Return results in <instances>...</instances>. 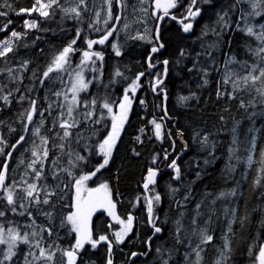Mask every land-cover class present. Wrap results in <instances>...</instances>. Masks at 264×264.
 <instances>
[{"label":"trees","instance_id":"trees-1","mask_svg":"<svg viewBox=\"0 0 264 264\" xmlns=\"http://www.w3.org/2000/svg\"><path fill=\"white\" fill-rule=\"evenodd\" d=\"M75 1L79 2V0ZM7 2L12 8H0V11L8 12L7 17H0V23H3L6 19H10L12 23L9 25L8 31L0 32V41L9 38L12 30L17 32L27 31L25 38L13 41L14 46H16L15 54H9V57L0 60V69L6 70L8 68H14L16 71L13 75L18 77L13 82L6 73L0 75V87L4 89L0 95L7 94L9 90L13 91V96L9 97L12 101L10 106H6L3 101H0V139H3L8 145H11L19 139L20 135H25V143L16 151L9 172V176L14 175L15 172L18 178L13 179L19 181L21 177L28 179L31 175V170L27 169V165L33 159L31 156L32 141L35 140L37 145L40 143L39 137H34L31 134V129L36 126L37 122L27 125L29 131H24L27 121L21 116V113L28 108L27 98L38 100V108L44 110L51 103L50 100L54 96L53 93L58 91L57 89L61 86L58 81L52 82L51 80H46L45 85L41 86L37 77L33 75V72L35 71L39 75L46 70L53 56L61 51L64 46L68 45L75 37L81 23L80 21L78 23H75V21L73 23L70 22L59 9H55V15L47 19L39 17L38 13H32L31 16H28L26 13L16 15L15 12L21 8H31L34 0H7ZM60 2L64 7L70 3L69 0H60ZM232 2L233 0H213L207 6L200 0L199 6L203 8V13L201 18L195 20V26L189 34H185L181 29L174 27V22L169 20L164 21L165 25H168V23L172 25L167 33H162V41L165 44V52L162 53V56L166 57L170 64L168 77L169 100L167 107L169 116L178 120L177 128L173 126V121L167 119L166 127L170 129L171 133L169 134L171 136H164L163 134L162 140L156 139L154 135L155 129L151 125V119L154 117L153 112H157L160 116H165L163 112V101L154 95L160 106H153L150 98L148 103L149 110L146 111L141 107L140 103L146 97L144 94H140L134 104L131 118L122 130L109 164L102 168L90 180L92 187H98L101 183L108 185L115 202L119 206L121 216L127 218L131 214L146 222V225L141 226V229L136 228L134 230L133 235L122 247L128 251L129 257L133 252H144L146 250L144 249L146 248V241L152 232L147 222V212L145 201L143 200V197L146 195L143 189V182L147 170L149 168H157L164 171L170 162L180 155L183 151V146L178 140L179 131L184 133L189 150L177 163L181 169L180 179L174 178L175 173L173 169L167 170L160 178L159 183L154 186L155 192L161 195V202L158 205H154L155 216L157 214V217H164L167 220L163 221V225H166L163 235L152 242L153 252L151 253V257L154 258L157 254V248H167L168 252L166 253V257L169 259L168 264H184L186 261L185 253L189 252L190 249L186 245L187 241L183 244L176 242L177 226L175 222L177 219H181L180 213L182 212L185 216L186 214H190L189 217H191L196 205L203 200L205 194L207 192L218 193L221 190L222 184L223 188L237 186L240 189V183H237V180L242 181L243 194L238 197V200L235 199V203L236 200L238 201L235 205V212L237 214L235 215L237 217L236 237L233 239L231 251L228 253L229 263L227 264H251V258H253L256 246L264 241V226H262V220L264 221V196L261 194L264 193V188L254 187L255 179L260 175L258 171L259 165L255 161L258 159L260 148H264V118H261L257 123L259 132L256 134V151L253 153L254 163L252 167H249L245 163L244 165L241 164L238 167V175L235 178H228L225 175L226 159L229 153V146L232 144L231 136H233L232 131L230 133L229 131L235 125L239 126L240 130L239 132L237 131L236 144L238 145L237 151L240 153L242 147H245L248 139L253 135L252 133L249 134L250 123L247 118L248 110L245 111V109L239 106L240 99L243 98L247 102L249 96L246 92H241L237 93V99H228L227 96L217 98V82L221 79L222 72L224 71V61L227 59L226 53L234 55L237 61H251V57L246 52V49L244 50L245 42L250 41L255 46V41L239 31L233 32L230 29L223 37V41L225 42L221 43L219 50H212L211 58L207 55L196 57L197 54H195L205 52L208 44L215 42L216 37L210 30L206 36H202V31L205 30L206 25L208 29L216 27L218 30L216 24L218 20L217 14H222L223 11L229 10ZM187 3L188 0H183L184 5H187ZM238 7L244 8L246 11L248 10L247 5H240ZM182 12L183 7L177 10L178 16ZM238 17L239 11L235 15H232V21L235 22ZM26 19H36L39 22L40 28L47 29V31L26 30L24 28V20ZM56 26L61 29L55 30ZM233 27H235V24H233ZM229 39H231L230 47L226 43ZM23 45H27V47ZM182 48L187 51L186 57L179 56V51ZM145 51L141 46L132 47L129 51L126 50L121 62L128 64L127 66L125 63L122 64L123 70L132 75L134 72H141L142 70L139 68H147ZM212 58L215 60L214 64L210 63V59ZM178 59L181 65L177 63ZM23 61L29 62L26 70L20 67ZM113 62L110 67L113 65ZM193 64H196V68L189 71L188 69L192 68ZM204 67L208 68V75L206 77L201 71ZM216 68H219V71H216ZM107 76H109L108 71ZM126 78L123 77V82L119 84L122 85L118 91V94H121V98L124 95L123 89L131 83V77ZM205 79L208 81L207 84H204ZM112 86H102L99 89L95 88L89 95L85 93L82 96V100L88 102L94 98L97 100L95 109L97 115L93 116L91 120H86L83 113L88 109L81 107L76 117L80 123L76 128L71 129L73 136L70 139L61 140L56 135L57 132L62 134L63 131L57 123L56 127L53 128L52 119L54 116L57 117V110H51V115L46 111L44 126L40 130V135L46 136L49 139L47 145L50 149L49 157L44 162L45 176L49 180L46 183L53 186L58 184V181H62L69 187L68 190L66 189V191L58 195L62 196L63 199L53 197L55 207L57 208H60L58 207L59 205L69 204V200L72 199L71 178L67 176L66 172L61 171V169H71L69 160L75 161L76 155L79 154L87 157L91 161L90 164L82 162L80 168L72 169L76 174H79L81 171L90 172L94 170L93 165L102 162L103 158L95 154L96 145L100 142L104 134L109 131L110 120L105 119L100 124H95L93 121L103 111L100 108L103 98L112 101ZM228 87L230 90V85ZM16 88H19L20 91L16 92ZM22 94L25 95L26 99L23 102H18L17 98ZM180 97H188L189 99L182 102ZM144 128L146 137L144 141L139 143L136 136ZM193 132H199L203 136L208 135L210 141L209 146L203 148L199 140L194 141L192 138ZM94 134L98 138L90 136ZM149 138L151 139L149 140ZM211 142H215V147H212ZM60 144L64 145L63 150L57 147ZM5 150L9 151L10 148H6ZM133 150L139 153V155H135ZM165 151L169 153L167 160L164 159ZM244 153L247 155V152ZM57 158L59 159L57 160ZM3 159L4 157L0 156V161H3ZM17 159L22 160L20 166L16 165ZM154 159L156 161L155 163H153ZM206 160L209 163H205ZM53 161H56V163L53 164ZM26 171L29 173V176H25ZM54 172L58 173V177L55 180L52 179V173ZM197 172L201 173L200 178H197ZM243 174L244 177H242ZM223 180H226V182L223 183ZM44 182L41 181L40 183ZM169 184H177L179 187L178 198L181 204L184 205L183 207L175 206L174 201L171 200L167 192L168 190H166V186ZM225 184H227V187ZM55 190L59 193L62 190V186H59ZM189 191L191 193L190 198L185 201L183 197ZM2 205L3 202H0V206ZM50 208L51 206H45L46 211ZM31 211L36 221L41 223L39 219L43 217L38 216L35 209H31ZM245 217L244 224L241 226L239 219ZM25 219V217L16 216L11 212H7L4 221L13 220L19 222L25 221ZM110 222L109 218L103 217L102 214L99 215L96 221V235H108L110 233L108 228ZM60 223L61 219L58 218V214H53L52 224H49L46 219L44 225L48 227L54 226V233H58L59 238L57 239V236L54 235L51 239H56L62 247L67 248L71 243H74V233L69 234L68 228L60 227ZM228 224V222L220 223L224 233L229 231ZM206 228H208V224ZM182 232L181 235L184 236ZM209 234L213 235L214 231H210ZM195 239H197L196 236ZM131 241H133L132 244H130ZM216 242H218L217 239ZM251 247L252 249L254 248L252 256L249 255V251L251 250L252 252ZM20 248L22 249L19 251L20 254L18 253L20 255L19 264H23V255L21 253L27 251V246H21ZM206 249L207 258L204 263L212 262L211 258L217 253L218 249L214 247L213 242L207 244ZM89 251L90 249L86 250L87 264H89V261L99 259L100 264H106L107 256L105 250L99 249L94 253H90ZM124 257L125 252L117 253L115 256V264H127L129 258L125 259ZM84 262L82 261L81 264H85ZM145 262L139 257L133 261V264H145Z\"/></svg>","mask_w":264,"mask_h":264},{"label":"snow or ice","instance_id":"snow-or-ice-1","mask_svg":"<svg viewBox=\"0 0 264 264\" xmlns=\"http://www.w3.org/2000/svg\"><path fill=\"white\" fill-rule=\"evenodd\" d=\"M204 4H211L213 0H202ZM108 5L107 17L104 19L103 23L108 25L113 19L116 22L121 20V16L113 12L114 6L124 7L123 0H106ZM149 3V0H140V4L144 5ZM200 0H188L187 5L183 4V0H151V7L153 11L151 16L157 21V27L154 30L152 36L147 37L148 42L152 43L151 48L152 53H157L165 47V44L161 41L159 35V22L163 21L165 17H170L173 20H177L181 25L182 31L184 33H189L192 31L194 26V21L197 17L201 15V8L198 7ZM86 4V0H79L75 6L65 8L60 0H34L33 6L28 9L21 8L15 12L16 15L27 14L31 16L32 13H38L39 17L49 18L55 15V9H59L64 13L65 16H68L71 19H76L80 22L82 21V11L81 8ZM240 5H247L248 10L238 7ZM9 8L12 6L8 4L7 0H0V8ZM183 7V12L178 16L174 14L171 10L179 9ZM15 11V10H13ZM83 11H87L86 7H83ZM139 11L148 13V9L141 7ZM239 11L238 19L233 22L232 15H235ZM231 12V15H230ZM162 13V14H159ZM218 20L216 27L208 29V26H205V30L202 31V36L208 35L209 30L216 37L215 42L208 44L207 49L203 53H197V57L201 55H207L211 58L212 50H219L220 45L223 41V37L231 29L233 32L239 31L243 33L246 37L251 38L255 41V46L250 41L245 42V49L248 55L251 57V61L243 60L237 61L234 55L226 53L227 59L224 61V71L222 72L221 79L217 82V98H223L227 96L228 99H237V93L246 92L249 96L247 102L243 98L240 99V108L247 109L249 107H256L257 104L264 109V0H233L232 4L229 6V10H225L221 13H218ZM8 12L0 11V17H7ZM96 19L94 22L89 23V28L94 31H102L100 28H97L96 25L100 23V13L95 14ZM63 18V17H62ZM260 18V19H257ZM187 21V22H186ZM146 22V21H141ZM12 23L10 19H6L3 23H0V32L8 31L9 25ZM235 24V27H233ZM124 29H127L128 25L125 24ZM24 28L26 30H40L47 31V29H41L39 22L36 19L24 20ZM116 31L115 27L108 28L103 31V34L99 39H88L87 48L88 50L83 51V59L81 64L78 65L79 71L74 72V78L71 81L70 87L67 92L55 91L54 96L58 98L57 101L52 103L57 104L59 109L56 121H54L53 128L58 126L62 129V134L57 132L56 135L61 140L70 139L73 136L71 129L76 128L80 121L76 119L75 113L81 107L88 109L83 113V116L86 120H91L93 116H96L95 111L97 100L94 98L90 102L82 100L80 98V93L87 91L89 87V82H86L83 71L84 66L88 65L90 70L95 71L96 69L92 67L95 60H103V55L101 52L92 51L94 45H104L109 41V38L113 36V33ZM149 30L146 28L145 33ZM81 30H77L75 38H73L67 46L63 47L61 51L55 54L52 58V61L47 65L46 70L41 74L37 75L34 71L33 75L39 80L41 86L45 85L46 80L55 79L51 74L53 72H66V66L69 65L71 55L75 54L78 51L74 47L77 40L80 39ZM27 31L17 32L12 30L10 32V37L0 41V60L9 57V54H15L16 46H14L13 41L20 40L25 38ZM133 39L139 38L141 40L145 39V35L137 33L136 36L132 37ZM39 39V37H37ZM226 43L231 46V39L227 40ZM27 47V45H23ZM112 47L116 51V55H121L119 48L113 44ZM203 47V45H202ZM180 57H186L187 51L185 49H180ZM179 59L177 63H179ZM28 61H23L20 64V67L27 69ZM157 62H153L152 57H148V68L152 69L156 66ZM161 63L165 66L163 74L153 73L152 75L155 78V83L152 86V90L155 92L160 84L163 83V80L160 79V75L167 74V65L169 61L167 59L163 60ZM210 63L214 64V58L210 59ZM236 64L237 67L233 68L231 65ZM193 68H196V64H193L192 68H189V71H192ZM219 71V68L215 69ZM16 71L14 68L0 69V75L7 76L15 82L18 77L14 76L13 73ZM203 75L206 77L208 75V68L204 67L201 69ZM72 75V73H69ZM117 76H121L122 73L117 71ZM146 74L144 72L139 73L135 80L131 82L127 90L124 92L123 98L119 101L110 102L109 99H105L101 104L100 108L103 110L99 113L98 118L93 121L95 124H100L105 119H110V131L102 138V141L98 142L96 145L95 154L101 156L102 162H98L93 165V169L90 172L81 171L79 174L74 173L72 169L80 168L81 163L90 164L91 161L87 157L77 154L75 161L69 160L71 169H61V171L66 172L67 176L71 178V183L75 189L74 203L70 206L74 208V211H70L66 216L61 219L60 227L68 228L69 234L74 233V243H71L69 247H62L56 239H51L54 235L58 237V233H54V226L48 227L45 225H40L36 223V218L33 215L31 209H35L38 215H43L49 222L52 224L53 221V210L55 208V202L53 197H58L63 199L62 196H58L56 188L59 187V184L50 186L47 181V176H45L44 162L48 160L50 149L47 147L49 139L46 136L40 135V129L44 126L45 122V112L47 111L51 115L52 103H49L48 108L41 110L37 106L36 99H28V108L21 113V116L27 121L24 131L28 132L29 129L27 125L34 123V117H39V122L31 129V134L34 137H39V145L36 144V141L33 140V147L31 149V156L33 159L27 165V169L31 170V175L28 179L21 177L19 181L12 180L8 182L9 172H10V160L13 158V152L16 149L25 143V135H20L19 139L11 145H8L3 139H0V156L4 157L3 161H0V202H3V205L0 206V264H19L20 255L18 254V249L20 245L27 246V251L21 253L23 255V264H77V261L81 259V253L84 252L85 246L90 245L91 249L95 250L100 244L106 245V251L108 253V258L106 264H113L111 259V253L114 245L123 244L125 238L132 231L134 217L129 214L127 219H121L115 212L116 204L113 202L112 193L109 190V187L106 183H101L98 187H88L87 182L91 180L102 168L109 164L110 159L112 158L113 150L116 147V143L120 138V133L124 128L126 121L128 120L129 112L133 104V98L136 95L137 89L141 87L139 83L140 78L144 77ZM22 82V80H21ZM207 79L204 80V84H207ZM230 85V90L229 86ZM3 87H0V93H3ZM16 92H19L20 89L16 88ZM163 91V90H161ZM131 94V95H130ZM13 96V91L9 90L7 94L0 95V101H3L4 105L10 106L11 100L9 97ZM62 97V102H59V98ZM166 98V97H165ZM18 102H23L26 97L25 95H20ZM188 97H180V100L186 101ZM141 104H144V101H140ZM113 105H115V109ZM256 115L255 112L251 114L250 119ZM223 119V117H221ZM154 125V135L156 139L162 140V125L155 120L151 122ZM51 130V129H50ZM143 132V129H141ZM233 139L232 144L237 143V126L232 128ZM257 129L250 128L249 132L254 133ZM78 135V134H77ZM183 134L181 133V136ZM196 136H200V133L197 132ZM137 141H140L138 136ZM200 145L203 148H207L210 144L208 135H204L199 140ZM212 147H215V142H211ZM61 150H63L64 145H57ZM6 148H10V151H6ZM245 152L249 153L245 159L249 167H252L254 160L251 153L256 151V137L253 135L248 139L247 144L245 145ZM229 161L233 159L237 163L240 162V157L236 156L235 148L229 147ZM135 155L139 153L133 150ZM69 155H71L69 153ZM169 153L165 151L164 159H168ZM59 158H57L58 160ZM155 159L153 163H155ZM56 161H53L55 164ZM209 163V161H205ZM259 165L258 175L255 179L254 187L264 188V148H260L258 152V159L255 161ZM39 165V167H37ZM169 167H171L175 173V179H180L181 169L177 165L176 160L173 159ZM228 171H234L235 167L233 164L229 163L226 165ZM158 175V170L149 168L147 170V175L143 182V188L146 193L143 200L145 201V207L147 212V222L151 225L153 229V236L162 232V227L159 226L156 221L159 217L154 215V205H158L161 202V195L158 192H155L156 177ZM25 176H29V173L26 171ZM197 178H200L201 173H196ZM58 177V173H52V179L55 180ZM45 181L44 183H40ZM194 183V181H193ZM239 183V182H237ZM152 186V187H150ZM66 187V185H65ZM171 187V186H170ZM178 189L172 188V194H175ZM237 190L235 188L231 189L229 192H221L210 201L211 204H215L218 199L235 197ZM264 195V193H261ZM190 191L185 193L183 199L187 201L190 198ZM212 194L206 193L205 200L208 196ZM139 199V198H138ZM204 201L196 205L197 212L196 215L199 216L200 206ZM177 205L183 207L180 201H176ZM51 206L47 211L44 210L41 206ZM104 209L107 211L108 215L113 218V220L119 224L121 227L119 230L113 231V237L110 238L108 235L99 234L95 235L94 230L91 226V219L93 214L99 210ZM7 212H11L13 215L25 217V221H13L8 220L4 221ZM230 210L225 208V216L229 215ZM212 214H215L214 209ZM183 213H180L181 219L176 220V242L183 244L185 241H188L189 252L185 253V260L188 261V264H201L203 257L201 253L204 251V245L211 243L213 236L209 234L206 228L193 227L191 229V236H197L198 242L194 245L191 242V236L181 235L183 231V225L181 220L183 218ZM232 218L229 220L228 230L232 231V223L237 222V217L235 216V209L231 210ZM211 217H209V220ZM245 218L239 219L241 226L244 224ZM193 225L196 224L195 218L192 221ZM264 226V224H262ZM111 227V225L109 226ZM151 240L152 237H149L148 241V251H151ZM224 249L230 251L228 238L225 237ZM156 252L160 255L161 264H168V260L164 259L162 254V249L157 248ZM194 254V259H190ZM138 254L133 252L131 256L135 257ZM141 255H147V253H141ZM249 255H252L251 250ZM228 256L226 252L221 251L219 258L215 261V264H227ZM254 264H264V242L261 243V246L258 249V255L254 257Z\"/></svg>","mask_w":264,"mask_h":264},{"label":"rangeland","instance_id":"rangeland-1","mask_svg":"<svg viewBox=\"0 0 264 264\" xmlns=\"http://www.w3.org/2000/svg\"><path fill=\"white\" fill-rule=\"evenodd\" d=\"M69 2L70 3L68 4V6L65 5V8H69V7L75 6L77 3H79V2H76L75 0H69ZM114 4H115V0H114ZM123 4L125 5L124 7H121V6H114L113 7V12L115 14L120 15L121 16V20L119 22H116L113 19L108 25H105L103 23V21L107 17V9H108V5L106 3V0H86V4L84 6H82V8H81L82 21L83 22H80L81 23L80 24V28H79V30H81L80 39L77 40L76 45H74V47L77 48L78 51H76L75 54L71 55L70 63H69V65L66 66V68H67L66 72H53L51 74V76L55 77V79H50V80L52 82L53 81L54 82L58 81L59 84L61 85L60 88L57 89L58 91L67 92L68 88L70 87L71 81L74 78V72L80 70L78 68V65L81 64V61L83 59L82 53H83V51H86V49L88 50L86 41L88 39H94L95 37H98V36L102 35L103 31L108 29V28H111V27H115L116 28V31H115L116 39L112 43V45L115 44L119 48L121 53H124L126 50L129 51L130 48L135 47V46H142L143 48H146L148 46L153 45L152 43H149L148 39H147V37L152 36L154 34V28H155V20H154V17L151 16V13H152V7L150 6L151 5V0H149V3L144 4V5L140 4V0H123ZM83 7H86L87 11H83ZM141 7L147 8L148 9V13L146 14L144 12L139 11V8H141ZM97 12L100 13V17H99L100 23L97 24L96 27L100 28L102 30L100 32L94 31L93 29L89 28V23L95 21V19H96L95 14ZM66 17L72 23L74 21H75V23L79 22L76 19H71L68 16H66ZM142 20L146 21V22L142 23L141 22ZM125 24L128 25L127 29H124V27H123ZM146 28L149 30L147 33H145V29ZM60 29L61 28H59L58 30H60ZM137 33L144 34L146 38L143 39V40H141L139 38L133 39L132 37L136 36ZM112 45H111L108 53H114L115 50L112 47ZM80 48H82V49H80ZM93 60L95 61V63H94V65H92V67H94L96 70L95 71L90 70L89 66L85 65L84 66L85 70L83 71V76H84L86 82H89V87H91V85L94 82L98 81L99 76L102 73L101 72V70H102V66L101 65L102 64L98 63L97 66H96V63L98 62V60H95V59H93ZM178 64L181 65L180 62ZM231 67L235 68V67H237V65L233 64V65H231ZM69 73H72V75H69ZM138 74H139V72H138ZM152 74H153V71L149 75H147L143 80L140 79L139 83L141 84V87H139L137 89L136 95L133 98V104H132L131 110L129 112L128 120L131 118V114H132V110H133V107H134L135 99L140 94H144L145 97H146L143 100L144 104H141V107L143 109H145L146 111L149 110L148 103H149L150 98H151L153 106H155V107H159L160 106L158 100L155 98V96H154V94L152 92V85L155 82V78H154V76ZM156 74H159V73L156 72ZM123 77H131V82L134 81L135 78H136L135 72L132 75L131 74L125 75V73H123ZM130 84H128L123 89V92H125L127 90L128 86ZM89 87H88V89H89ZM85 93H86V91L80 93V98L81 99H82V96ZM239 93H241V92H239ZM57 100H58V98L56 96H53V98L50 101L52 103L53 101H57ZM59 102H62V97L59 98ZM47 107H48V105L46 106V109H47ZM113 107H114V110H116L115 109V105H113ZM54 109H56L57 112L59 111V109L57 108V104L56 103H52V111ZM78 110H77V113H78ZM247 110H248V117L247 118H248L249 123H250V128L257 129L256 132L252 133L256 137V134L259 132L257 123H258V121L261 118H264V109H262L261 106L259 104H257L256 107H254V108L253 107H249ZM253 112H255L256 115L250 119L249 117L251 116V114ZM46 113L47 112H45V114ZM77 113H75L76 117L78 115ZM153 115H154V117L151 119V122L153 120H155L156 122L160 123L162 125V134H164V136L165 135L166 136H171L169 134V133H171L170 129H168L166 127L167 126V119L165 118V116H160V115L157 114V112L156 113L153 112ZM56 118H57L56 116L53 117V119H52V123L53 124H54V121H56ZM128 120L126 121V123L128 122ZM34 122H37V123L39 122V117L38 116L34 117ZM110 123H111V121H110ZM57 124H58V122H57ZM151 125L153 126V129H154V125L152 123H151ZM235 126H237V131L239 132V130H240L239 126L238 125H235ZM109 131H110V128H109ZM230 132H231V130L229 131V133ZM121 133H122V131H121ZM121 133H120V135H121ZM106 134L107 133H105L104 136ZM195 134H196V132L192 133V138H193L194 141L195 140H200V138L203 136L201 134H200V136H196ZM249 134H250V132H249ZM237 135H238V133H237ZM90 136L98 138V136L95 135V134L94 135H90ZM138 136L140 137V141H138V142L141 143V141H143V139L146 137L145 128L143 129V132L142 131L139 132ZM231 138L233 139V136H231ZM100 141H102V139ZM229 147H234L235 148V154H236V156L240 157V162L237 163L235 159H233L232 161H229V159H228L229 153H228V156H227V159H226V165H228L229 163L233 164L234 167H235V170L234 171H228L227 169H225V175L228 178H235L238 175V172H239V170H238L239 165H241V164L244 165V163L247 164L245 157L249 153H247V155L244 153L245 152V150H244L245 147L244 146L241 149V153L237 151V149H238V145L237 144H235V145L231 144V146H229ZM253 153H251V154L253 155ZM21 162H22L21 159H17L16 165L20 166ZM242 177H244V174L242 175ZM13 178H18V175H15V172H14V175L9 176V181L8 182L9 183L12 182V180H14ZM47 180H48V178H47ZM237 181L240 183V189L237 186L233 187V188H235L237 190V194H236L235 197H227V198L218 199L214 205L211 204L210 201L213 199V197H215L216 195H218L221 192H229L231 189H233L231 187L223 188V184H222L221 190H219L218 193L207 192V193H210L212 195L208 196L207 200H205V197L203 198L204 202L200 206V209H199L200 215L199 216L196 215L197 208L195 207L194 212L192 213L191 217H189L190 214H186V216L184 215V217L181 220V223L184 226L183 227V232H182L183 235L191 236V229L193 227L206 228L207 224H208V228H206V229L208 230V232L214 231V234L212 235L213 236V240L211 242H213L214 247L218 249L217 253H215L212 256V258H211L212 262L204 263V261L207 258L206 257L207 245H204V251L201 253V255L203 257V260L201 261V264H210V263L211 264H215V261L219 258L221 251L226 252V254L228 256L229 250L224 249V247H223L224 243H225V237L228 238L229 248H230V251H231L233 239L236 237L235 236V231H236V227H237L236 226L237 222L232 223V225H231L232 231L231 232L228 231L227 233H224L220 223L221 222H228L229 223V220L232 218L231 210L232 209L236 210L235 205L238 202L237 201L238 197H240L243 194L242 184H241L242 181L241 180H237ZM224 182H226V180H223V183ZM58 184H59V186H62V190L58 193V195L61 194L64 191H66V189L67 190L69 189V187H67V186L65 187V184L62 181H58ZM87 185H88V187H92L90 185V180L87 182ZM176 185L169 184V185L166 186V188L169 191L168 194H169L171 200L174 201L175 206H178L176 201L177 200L179 201V198H178V193L179 192H175V194H172L170 192L172 188L178 189ZM225 186L227 187V184H225ZM71 192H72V199L69 200L70 203L66 204V205H62V206L59 205L58 207H60V208L55 207V209L53 210V214H58V218H60V219H62L64 216H66L70 211H73L72 209L69 208V206L74 203L75 189H74L73 185L71 186ZM112 199H113V202L116 204V202H115V200L113 198V195H112ZM235 199H237L236 203H235ZM41 207L44 208V210L46 211L45 206L42 205ZM214 207H215V210H214L215 214L213 215L212 214V210L214 209ZM225 208L230 210L228 216H225V214H224ZM115 212L121 219H124V220L127 219V218H125V217L120 215L118 206L115 208ZM102 215H103V217H105V218L107 217V218L110 219L111 222L108 225L110 233L108 234V236L110 238H114L113 237V231L114 230H119L121 226L119 224H117L113 220V218L111 216L108 215L107 211L103 212ZM154 215H155V213H154ZM235 215H237L236 212H235ZM38 216L43 217V218L39 219L41 223H39L37 221H36V223L40 224V225H44V222H45L46 218L43 215H38ZM156 216H157V214H156ZM209 217H211L210 220H209ZM259 217H261V215H259ZM162 218H159V225L160 226L163 225V221L167 220V219H164L162 221L161 220ZM193 218H195V220H196V224L195 225H193V223H192ZM258 220H260V218H258ZM262 224H264L263 220H262ZM110 225H111V227H109ZM143 225H146L145 221H142L141 218L134 217L132 231L128 234V236L126 238H128L130 235H133L134 230L136 228L137 229H141V226H143ZM191 238H192L191 242H192L193 245L198 242V237H197V239H195V236H191ZM216 239L218 240V242H216ZM186 245H188V241H187ZM21 246H25V245H20L19 246V249L17 250L18 253L22 249V248H20ZM260 246H261V242L256 246V250H255L254 255H253L254 248L252 249V247H251L252 255H253V258H251V264H254V257L258 255V249H259ZM117 247L119 249H122V247H120L118 245H117ZM96 249L95 250L91 249L90 252H94V251H96ZM161 249H162V254H163L164 259H167L169 261V259L166 257V253L168 252L167 248H161ZM122 251L125 252V257L124 258L127 259L128 251L123 250V249H122ZM82 254L83 253H81V256H82ZM194 258L195 257H194V254H193V256L190 257V259H194ZM79 261H80V259L78 260V262ZM227 263H229V259L227 260ZM146 264H161L160 255L156 254L154 256V258H152L151 262L150 263H146ZM184 264H188V261H185Z\"/></svg>","mask_w":264,"mask_h":264},{"label":"flooded vegetation","instance_id":"flooded-vegetation-1","mask_svg":"<svg viewBox=\"0 0 264 264\" xmlns=\"http://www.w3.org/2000/svg\"><path fill=\"white\" fill-rule=\"evenodd\" d=\"M207 6L209 5V4H206ZM198 7H200L201 8V15L199 16V17H197L196 19H199V18H201V16H202V13H203V8L201 7V6H199V3H198ZM177 10L178 9H176L175 11H174V14H177ZM152 11H153V8H152ZM160 14H162V13H160ZM178 15V14H177ZM154 20H155V18H154ZM166 20H169V21H172V22H174V27H177V28H179V29H181L182 30V28H181V25L178 23V22H176L175 20H173V19H170V18H164V20H163V24H162V28H161V40H162V33L164 34V33H167L170 29H171V27H172V25H170L169 23H168V25L166 24H164V21H166ZM194 22H196V21H194ZM193 22V23H194ZM194 26H195V23H194ZM194 26H193V28H194ZM156 27H157V21L155 20V28H154V30L156 29ZM58 26H56V28H55V30H58ZM193 30V29H192ZM101 36V35H100ZM100 36H98V37H95L94 39H99L100 38ZM115 39H116V34H115V32L113 33V36L112 37H110L109 38V41L108 42H106L104 45H94L93 46V49H92V51H98V52H101L102 53V55H103V60L101 61V60H98V62L96 63V66H97V64L98 63H100V64H102L101 66H102V70H101V75L99 76V79H98V81L97 82H94L92 85H91V87H89V89L86 91V95H89L91 92H92V90L93 89H99L100 87H105V86H109V85H113L112 86V94H113V97H112V101H118V100H120V99H122L121 98V94L119 93L118 94V91H119V89H121V87H122V85H119V84H121L122 82H123V73H125V75H127L128 73L126 72V71H124L123 70V68H122V64H126V62H121V59H122V57H123V55H124V53H121V55H119V56H117L116 55V51H114V53H108V51H109V49H110V47H111V45H112V43L115 41ZM163 42V41H162ZM152 46L153 45H151V46H148V47H146V48H143L144 50L146 49V51H145V54H146V57H145V60H146V66H147V68H139L140 70H142L141 72H144L146 75L144 76V77H141L140 79L141 80H143L147 75H149L152 71L155 73V72H157V73H160V74H163L164 73V68H165V66L164 65H161V66H159L157 69H149L148 68V57L150 56V54H151V48H152ZM142 47V46H141ZM87 50V49H86ZM164 53V52H163ZM93 59H95V58H93ZM165 59H167L166 57H164V56H162V53H158V54H156L155 56H154V58L152 59L153 60V62H160V61H163V60H165ZM112 61H114L113 62V65L110 67V65H111V63H112ZM156 63V64H157ZM128 64V63H127ZM127 64H126V66H127ZM110 67V68H109ZM169 68H170V64H169ZM109 69V70H108ZM107 71H108V75L109 76H107ZM117 71H119V72H121L122 73V75L121 76H117L116 75V72ZM140 73V72H139ZM138 75V72H135V76H137ZM161 77H160V79H162V77H163V75H160ZM129 77H127L126 79H128ZM162 89H165V90H167V93H168V95H169V84H168V79L166 80V82H165V84L163 85V86H161L159 89H158V91H160V90H162ZM105 97V96H104ZM157 97H159L160 99H162V101H164V98H163V95H157ZM139 98V95H138V97L135 99V102L137 101V99ZM106 98H103V101L105 100ZM142 100H144V99H142ZM111 101V102H112ZM135 104V103H134ZM173 122H174V124H173V126L175 127V128H177V125H178V120L176 119V118H173ZM176 125V126H175ZM180 132V131H179ZM138 137V135L136 136V138ZM151 138H149V140H150ZM143 141H144V139H143ZM182 153V152H181ZM180 153V154H181ZM178 163V162H177ZM177 186V185H176ZM177 188L179 189V187L177 186ZM71 206V205H70ZM69 206V208L70 209H72L73 210V208L72 207H70ZM118 206V204H117V202H116V207ZM118 209H119V206H118ZM103 212H105V210H102V211H99L98 213H97V215H96V217L94 218V220H93V230H94V234L96 235V221H97V219H98V216L99 215H101V214H103ZM163 219H164V217L161 219L162 221H163ZM158 225H159V219H158ZM160 226V225H159ZM161 227H162V229H163V232H164V229H165V227H166V225H161ZM150 228H151V230H152V227H151V225H150ZM152 233L153 232H151V235H152ZM150 235V236H151ZM132 235H130L128 238H126L125 239V241H124V243L123 244H119L118 246H120V247H123L125 244H126V242L130 239V237H131ZM148 241V240H147ZM146 241V242H147ZM133 243V241H131L130 242V244H132ZM114 247V254H113V259H114V264H115V256H116V254L117 253H119V252H123L122 251V249H119L118 247H117V245H114L113 246ZM152 248H153V246H152ZM86 250L87 249H90L91 250V246L90 245H88L86 248H85ZM99 249H103V250H105V253H106V256H107V258H108V253H107V251H106V245L105 244H100L98 247H97V249H96V251L97 250H99ZM144 249H146L143 253H147L148 252V246H147V243H146V248H144ZM86 250L84 251V252H82L83 254H82V256H81V259H80V261L78 262L77 261V264H81V262L82 261H85L84 263L85 264H87L86 263ZM124 250V249H123ZM96 251H94V252H96ZM90 252V251H89ZM94 252H90V253H94ZM136 252H139V251H136ZM130 257H131V255H130ZM130 257L129 256H127V259L129 258L130 259ZM152 257H151V255L147 258V259H142V257H141V259L143 260V261H146L145 262V264L146 263H149V262H151V259ZM148 260H150V261H148ZM148 261V262H147ZM100 262V259L99 260H92V261H89V263L90 264H100L99 263ZM128 264V263H127ZM133 264V263H132Z\"/></svg>","mask_w":264,"mask_h":264},{"label":"water","instance_id":"water-1","mask_svg":"<svg viewBox=\"0 0 264 264\" xmlns=\"http://www.w3.org/2000/svg\"><path fill=\"white\" fill-rule=\"evenodd\" d=\"M176 9H173V10H171L173 13H174V11H175ZM160 14V13H159ZM165 18H170V17H165ZM171 19V18H170ZM176 22H178L177 20H175ZM187 22V21H186ZM162 24H163V21H160L159 22V35H160V38H161V28H162ZM191 32V31H190ZM189 32V33H190ZM189 33H185V34H189ZM162 41V40H161ZM163 52H165V47L163 48V49H161L159 52H157V53H152L151 52V54H150V56L152 57V59L154 58V56L156 55V54H158V53H163ZM148 60V59H147ZM169 61V60H168ZM162 61H160V62H158L157 64H156V66L154 67V68H152V69H157L159 66H161V65H163V63H161ZM168 77H169V64L167 65V74L166 75H163V77H162V80H163V83L162 84H160L159 85V87L157 88V90L154 92L156 95H163V98H164V103H163V111H164V114H165V116L167 117V119L169 120V121H173V118H171L170 116H169V114H168V107H167V104H168V100H169V95H168V93H167V90H165V89H162L163 91H158V89L161 87V86H163L164 84H165V82H166V80L168 79ZM166 97V98H165ZM176 126V125H175ZM181 133L183 134L182 136H181ZM26 140V139H25ZM178 140H179V142L181 143V145L183 146V151H182V153L175 159L176 160V163L178 162V160L180 159V158H182V157H184L186 154H187V152H188V150H189V145H188V142L186 141V139H185V135H184V133L183 132H178ZM23 145V144H22ZM21 145V146H22ZM21 146H19L17 149H16V151L21 147ZM11 150V149H10ZM9 150V151H10ZM16 151L15 152H13V157H14V155H15V153H16ZM12 160H13V158L10 160V165H11V163H12ZM153 169H157V168H153ZM172 168L171 167H167V169H165L164 171H161V170H159V169H157L158 170V175H157V177H156V185L159 183V180H160V178L165 174V172L167 171V170H171ZM147 175V174H146ZM150 187H152V186H150ZM144 189V188H143ZM144 192H145V190H144ZM145 194L146 195H149V193H146L145 192ZM102 210H104V209H99V210H97L94 214H93V216H92V219H91V226H92V228H93V220H94V218L96 217V215H97V213L99 212V211H102ZM73 211H74V208H73ZM156 223H158V220L156 221ZM153 230V229H152ZM153 234V233H152ZM163 235V230H162V232L161 233H158V234H156L155 236H153V235H151L150 237H152V240H151V248H152V242L155 240V239H157V238H159V237H161ZM88 245H86L85 246V248L87 247ZM147 246H148V243H147ZM149 247V246H148ZM152 251H153V248H152V250L151 251H148L147 252V255H141V253H143V252H135V253H137L138 255L137 256H135V257H133V256H131L130 257V259H129V262H128V264H132L133 263V261L136 259V258H138V257H142V259H147L150 255H151V253H152ZM113 253H114V247H113V249H112V253H111V259L113 260ZM113 264H114V260H113Z\"/></svg>","mask_w":264,"mask_h":264},{"label":"bare ground","instance_id":"bare-ground-1","mask_svg":"<svg viewBox=\"0 0 264 264\" xmlns=\"http://www.w3.org/2000/svg\"><path fill=\"white\" fill-rule=\"evenodd\" d=\"M204 38H205V37H204ZM202 41H203V40H202ZM200 48H201V46H200ZM244 50H245V48H244ZM196 51H197V50H196ZM195 54H197V53H195ZM196 57H197V56H196ZM138 135H139V134H138ZM261 140H262V139H261ZM166 190H167V188H166ZM166 190H165V191H166ZM169 190H170V189H169ZM178 191H179V189H178ZM178 191H177V192H178ZM167 192H169V191H167ZM167 192H166V193H167ZM170 192H171V191H170ZM171 193H172V192H171ZM168 198H169V197H168Z\"/></svg>","mask_w":264,"mask_h":264}]
</instances>
